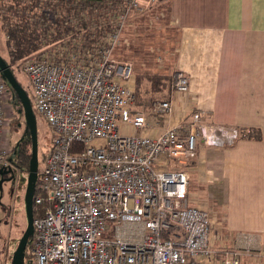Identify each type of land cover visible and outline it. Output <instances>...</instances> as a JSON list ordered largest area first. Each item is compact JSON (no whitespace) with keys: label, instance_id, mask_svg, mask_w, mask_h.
<instances>
[{"label":"built area","instance_id":"obj_1","mask_svg":"<svg viewBox=\"0 0 264 264\" xmlns=\"http://www.w3.org/2000/svg\"><path fill=\"white\" fill-rule=\"evenodd\" d=\"M157 2L73 4L68 14L43 0L31 12L43 13L33 17L40 46L21 68L52 132L39 174L45 197L32 198L31 264H240L236 252L216 257L210 212L190 203L187 173L178 167L196 159L198 143L229 146L239 130L207 123L194 110L155 135L126 130L149 123L133 112V63L113 53L131 18ZM171 90L188 93L183 72H173ZM8 94L0 78V169L14 155L2 140ZM150 109L169 121L172 101L154 100ZM95 139L102 144L93 145Z\"/></svg>","mask_w":264,"mask_h":264},{"label":"crops","instance_id":"obj_2","mask_svg":"<svg viewBox=\"0 0 264 264\" xmlns=\"http://www.w3.org/2000/svg\"><path fill=\"white\" fill-rule=\"evenodd\" d=\"M157 4L166 8L174 48L162 54V74L150 68L152 58L137 59L123 50V58L134 63L133 112L141 111L149 123L143 130H126L155 135L188 120L193 110L207 123L236 127L240 136L233 144L198 143L196 159L178 167L187 173L190 203L210 212L209 244L216 257L236 252L240 264H264V0ZM122 35L130 49V39ZM177 70L188 78V93L171 90ZM164 99L172 101L169 121L150 109L154 100Z\"/></svg>","mask_w":264,"mask_h":264},{"label":"rangeland","instance_id":"obj_3","mask_svg":"<svg viewBox=\"0 0 264 264\" xmlns=\"http://www.w3.org/2000/svg\"><path fill=\"white\" fill-rule=\"evenodd\" d=\"M8 6L9 3L6 0L0 1V8L8 11ZM32 11L36 12L35 9ZM4 13L6 12H0V20H2L4 17H2V14ZM167 21L168 16L166 8L164 6L159 8L157 3L149 7L142 15L133 16L131 18L132 27H128V25L123 32L124 36H126L127 39H130V41H128L130 42V49L125 48L122 41L123 39L121 38L119 46L116 50L117 55L116 53L114 54L115 57L117 56L119 59H124V51L129 50L130 55L132 57H136L137 59L141 58V60H147L148 58H152V60L149 61L152 63L150 68H152V70H156L157 73H164L165 68H163V64H165V62L161 59L163 56L162 54L172 50L175 43V32L169 28ZM128 28H130V30ZM1 30L0 21V55L10 64L11 68L14 67L13 69H15L18 79L28 91V94L31 98L32 108L34 110L37 127L40 131L37 169V174L39 175L44 166L41 152L43 150L49 152L51 148V128L43 119L41 114L37 113L35 110L32 90L25 73L21 68V63L25 57L18 60H12L10 58L5 45V34L1 33ZM128 34L131 37H129ZM169 70V73H172L170 67ZM11 100L12 94L10 93L5 97L4 102L5 123L2 134V140L10 154L13 152L19 138H21V136L25 133L24 117L21 118L20 115H17L16 109ZM92 144L97 146L102 144V142L98 139H95ZM12 168L14 174L13 177L9 175V177L4 180L0 178V264H10L11 250L13 248L14 240L19 239L26 228V215L24 209L26 177L25 174L19 169L15 168L14 165ZM41 195L45 197L43 193H41Z\"/></svg>","mask_w":264,"mask_h":264},{"label":"trees","instance_id":"obj_4","mask_svg":"<svg viewBox=\"0 0 264 264\" xmlns=\"http://www.w3.org/2000/svg\"><path fill=\"white\" fill-rule=\"evenodd\" d=\"M6 1L9 3V6H8L9 12L2 14V17L3 16L4 17L2 18V20H0L1 29H2L3 34H5V38H6L5 42L7 45L8 55L10 56L12 60H18V59L24 58L25 56H27L29 53L36 50L40 46V41L38 38L39 34L37 33L36 28H35V27H39V25H38V22H33V17H37V16L41 17L43 16V13L41 12L39 14L34 15V14H31V12L34 7H37V4L38 5L39 3L42 4L43 0H6ZM103 1L104 0H56L57 3H55L53 0H45L46 2L45 5H50L51 8H56V6L58 5L61 8H65V12H68V14H70L71 11L74 10L73 4H81L84 6H94L95 4V6L98 7ZM163 1L165 0H158V2H163ZM42 5L38 6V8L40 7L44 8V6ZM91 12L92 10H89L88 13H91ZM5 15H8V16H5ZM56 22L58 23V21ZM84 25L86 27V24ZM58 32H59V29H58ZM6 63L10 67V64L7 61ZM13 68L10 67L16 80L26 91L30 99V103H31V98L28 94V91L26 90L24 85L21 83V81L18 79L16 75V71ZM5 83L7 85L9 92L12 94L11 101L14 104L17 115H20L21 118H23L24 117L23 109H22V105L20 103L18 96L10 88L9 84L6 81ZM24 134L21 136V138H19L12 152V154L14 153V155L11 160V164L14 165L15 168L19 169L21 172L25 174V177H26L25 182H26L27 176H28L29 161L31 158V139L28 134L27 136H24ZM39 134H40V131L38 130V127H37V149H38V143L40 144ZM47 152L48 151H45V150L41 152L43 163L47 155ZM38 158H39V155H38ZM37 169H38V166H37ZM37 195H41L40 188H39V175L38 174H37L36 181L34 183V188H33V196L35 197ZM36 213H37V207L35 206V204H33V214L35 215ZM18 240L19 239L14 240L13 248L11 250V261H12V254L18 243ZM32 241L33 239L31 236L23 252L22 264H31L28 260L32 256V253H31L32 243H33ZM11 261H10V264H12Z\"/></svg>","mask_w":264,"mask_h":264},{"label":"water","instance_id":"obj_5","mask_svg":"<svg viewBox=\"0 0 264 264\" xmlns=\"http://www.w3.org/2000/svg\"><path fill=\"white\" fill-rule=\"evenodd\" d=\"M0 77L6 81L10 88L18 96L23 109V116L25 121V133L31 139V158L29 161L28 176L26 181L24 193V209L26 215V228L12 254V264H22L23 252L29 238L33 234L32 218H33V188L37 177L38 166V149H37V125L34 116L33 108L30 99L24 88L18 83L10 67L7 65L4 58L0 55ZM2 174L0 170V175Z\"/></svg>","mask_w":264,"mask_h":264},{"label":"flooded vegetation","instance_id":"obj_6","mask_svg":"<svg viewBox=\"0 0 264 264\" xmlns=\"http://www.w3.org/2000/svg\"><path fill=\"white\" fill-rule=\"evenodd\" d=\"M0 12H8V11H5L4 9L0 8ZM1 33H3V32L1 31ZM24 136H27V133H25ZM12 167H13V165H10L7 168L0 169L2 172V174L0 175V178L4 180V179L8 178L9 175L13 177L14 174H13V168Z\"/></svg>","mask_w":264,"mask_h":264}]
</instances>
